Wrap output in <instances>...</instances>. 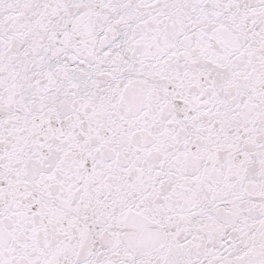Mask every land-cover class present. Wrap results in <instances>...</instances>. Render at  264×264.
<instances>
[{
    "label": "snow or ice",
    "instance_id": "obj_1",
    "mask_svg": "<svg viewBox=\"0 0 264 264\" xmlns=\"http://www.w3.org/2000/svg\"><path fill=\"white\" fill-rule=\"evenodd\" d=\"M0 264H264V0H0Z\"/></svg>",
    "mask_w": 264,
    "mask_h": 264
}]
</instances>
